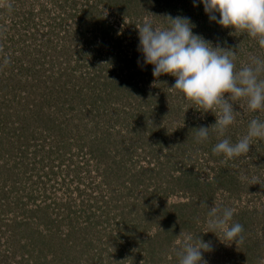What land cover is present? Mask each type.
Returning <instances> with one entry per match:
<instances>
[{"label": "rangeland", "instance_id": "374dc122", "mask_svg": "<svg viewBox=\"0 0 264 264\" xmlns=\"http://www.w3.org/2000/svg\"><path fill=\"white\" fill-rule=\"evenodd\" d=\"M124 2L0 9V264H177L173 249L189 234L211 242L207 264H261L264 140L218 173L224 157L199 154L196 143V156L185 153L177 137L186 122L212 126L216 116L171 90L174 77H153L137 27L186 16L194 34L236 52L237 68L264 49L210 21L200 0ZM234 110L226 137L236 142L264 112L243 101ZM213 205L234 210L243 244L208 232Z\"/></svg>", "mask_w": 264, "mask_h": 264}, {"label": "clouds", "instance_id": "9594fccd", "mask_svg": "<svg viewBox=\"0 0 264 264\" xmlns=\"http://www.w3.org/2000/svg\"><path fill=\"white\" fill-rule=\"evenodd\" d=\"M200 3L210 21L233 29V33L246 34L264 49V0H200ZM12 8L11 0H0V9L11 12ZM165 18L164 27L156 26L151 20L137 27L138 51L143 63L153 66L154 78L174 77L175 83L170 89L186 103L202 113L215 114L214 125L196 129L197 143L208 141L211 129L218 138L212 149L215 155L231 160L248 154L254 140H264V120L253 118L246 134L235 143L226 138V133L235 123L234 105L238 102L243 101L250 112H264V57L250 55L237 68L236 52L213 47L202 36L194 34L195 25L190 18L170 15ZM3 63L9 64V58L4 57ZM233 216L234 210L230 207L208 206L207 226L208 232L215 235L219 232L224 240L238 246L244 243V227L233 222ZM212 250L211 242L200 237L194 242L189 234L177 241L173 254L177 264H207L203 253Z\"/></svg>", "mask_w": 264, "mask_h": 264}, {"label": "trees", "instance_id": "16d2710c", "mask_svg": "<svg viewBox=\"0 0 264 264\" xmlns=\"http://www.w3.org/2000/svg\"><path fill=\"white\" fill-rule=\"evenodd\" d=\"M126 1L127 0H125V2L122 4V6L124 5V4H126ZM111 91H118V89H116V88H113V89H111ZM116 94H117V92H115ZM211 127V126H206V125H204V123L203 124H201V123H196V124H194V123H191L190 121H187L186 122V124H185V126H184V131L186 132L185 133V135H181L180 137H177V139H178V145L179 146H184V147H182L183 148V150H185V153H187L189 156H196L195 154H193L194 152L192 151V148H193V146H192V144L193 143H196V144H198L199 146H200V148L199 149H201L202 150V152L200 151L199 152V154H201V153H203L204 155H205V153H207V155H209V154H214L213 153V151H212V149H213V147H214V145L217 143V141H214L213 142V140H210V139H208V141H206V143H207V145L204 147V144L205 143H202V144H200V143H197L196 142V140H195V133H196V129H198L199 127ZM212 133V131H211V129H210V132H209V138H210V134ZM176 136H177V134H175V138H176ZM233 136H234V134H233ZM226 138H230L231 139V141L233 142L234 141V139L233 138H231V136H227ZM172 140V139H171ZM233 143H235V141L233 142ZM191 146V147H190ZM208 146H210V148H207ZM251 147V146H250ZM191 149V151H190V149ZM252 148V147H251ZM210 149V150H209ZM195 151V150H194ZM215 161H217V160H221V158L223 157L222 155H220V156H218V155H215ZM224 161V165H219V166H217L216 167V172L218 173V172H220L221 170H223V169H226L227 168V166L229 165V161H227V160H223ZM217 178L218 177H215V179L217 180ZM217 183L219 184L220 182L219 181H217ZM224 188H227V189H231V192L233 193V190H235L236 191V194H235V196L237 195V193L240 191V188H239V186L235 183V184H228L227 182L226 183H224V185L222 186V190L224 189ZM234 194V193H233ZM260 214H261V216H263L264 215V210H262L261 212H259Z\"/></svg>", "mask_w": 264, "mask_h": 264}]
</instances>
